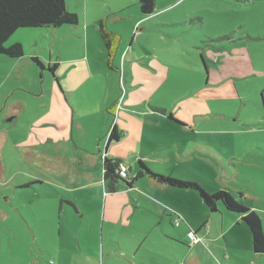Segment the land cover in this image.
<instances>
[{
	"label": "crops",
	"instance_id": "1",
	"mask_svg": "<svg viewBox=\"0 0 264 264\" xmlns=\"http://www.w3.org/2000/svg\"><path fill=\"white\" fill-rule=\"evenodd\" d=\"M105 1L109 8L108 18L103 16L104 14H99L98 11L90 10L89 6L92 2L85 0L79 12H74L67 7L68 10L77 14L76 24H64L48 29L38 28L39 32L52 30L56 33L60 28L65 27L69 28L71 33L83 32L87 46L85 55L82 57H71L70 54L65 56L64 49L67 45L60 33L54 35V41L60 46L53 45L57 49L50 44L47 46L48 68L55 64L54 72L51 73L53 82L56 84L55 91L48 98L47 109L45 108L41 118L34 123L32 131L27 132V137L20 142V146L28 150L34 145H39L42 152L51 155L55 153L54 156L61 161L51 172L53 175L44 173L35 177L39 180L35 181L40 185L38 190L47 186V189L53 192L45 196L36 194L35 200L38 204L36 208H29L31 217L27 218V222L31 227L40 226L43 223L49 226L54 223L56 237L60 239L56 248L58 253H67L69 248H73L74 252L76 248L78 252L85 250L81 243L80 230L81 226H87L90 241L88 240L86 249L94 258H103L105 253L111 264H152V258L144 261L135 260L136 256L128 252L126 242L128 240L133 245L141 247L147 245L150 253H156L155 246H159L161 247L159 251L165 253L170 242L166 243L162 236L158 235V230H154L153 227L159 225L162 233L170 236L169 224L173 223L170 209L165 207V205L169 206V194L166 191H159L158 188L168 190L178 188L166 187L146 176H140L130 186L118 180L114 190L110 191L103 178V158L120 159L127 168L130 179L134 177L139 160L143 161L151 171L169 175L164 170H158L156 164L167 165L176 161V156L170 153V149L175 148V143L178 147L184 138L170 137L174 133L193 141V149L197 153L195 155L200 157V149L206 148V137L203 135L210 131L201 126V123L208 118V99L214 100L213 103L218 99H237L238 106L240 92L236 87L237 80L248 78L250 75H259L254 63H258L259 56H252L248 45L246 48L244 44H239L236 38H232L231 43L224 48L230 53V58L226 60L217 58L218 49L223 50V45L216 48L215 46L204 47L202 52L191 54L187 60L184 55L175 56L169 60L161 51L162 48L158 46L159 43L152 45L149 42L151 35L149 27L153 24L145 23L144 26V20L140 19H145L146 16L151 17V15L140 12L138 0ZM177 1L157 0L154 13L162 11ZM166 17L170 18V13ZM101 18L104 19L109 30L120 36L110 65L98 32V22ZM189 20L186 23L190 22ZM155 24V29L170 25ZM118 27L131 33L128 39L124 38ZM62 33H66V30L64 29ZM89 36H97V46L104 54L102 57L103 54L99 53L103 66L92 57L93 50L87 42ZM161 39L167 40L165 37ZM249 42L248 40V44ZM252 47L257 46L254 43ZM55 50L62 57H59L57 53L52 54ZM213 58L219 62L215 63ZM61 60L65 61L66 66L61 65ZM187 63L192 66H187ZM223 65L232 66L227 69L230 74L223 75ZM205 66L210 67L207 70V76ZM105 69L114 72L115 79H111ZM187 69L196 75L190 78V81L194 82L193 85L188 82L182 89L190 88L188 92L193 98L185 99L184 106H180L184 113L179 115L170 110V93L165 99L164 92L165 88H170V76L175 71ZM181 77L185 79L184 76ZM203 80H205L204 83ZM222 85H224L223 91L217 90ZM197 90L199 91L196 92ZM77 91L81 94L73 95ZM193 91L196 94H193ZM186 93H182L177 99L173 98V101L182 99ZM21 107L22 104L20 109ZM170 112L182 124L171 120L168 117ZM19 113L20 110L12 105L5 116L10 117V121L14 122ZM113 125L116 126L121 137L118 141L107 145L108 135ZM217 130L216 133L224 134L229 129ZM230 132H234V129ZM0 135L4 136L0 139L1 170L2 166H5L3 158L10 153V149L7 144L9 133L3 129L0 130ZM73 151L74 157L71 154ZM185 160L182 159V161ZM75 165L82 173L74 170ZM143 179H146L148 183L142 181ZM136 182L140 183L138 188H141L144 193L134 188ZM88 187L97 188V198H102L103 201L94 200L87 192ZM58 188L63 191H58ZM41 200H46L47 210L41 207ZM157 200L162 201V204H159ZM190 200L195 204L197 202L198 207L201 208L196 195H192ZM44 215L49 217L43 218ZM36 216L39 217L35 218ZM223 216L221 213L217 220L214 219L215 216H210L214 225L210 224L209 218L205 216L203 219L193 220L192 217L190 220L186 217L185 228L182 226L180 229L186 235L188 228H192L199 241L208 240L210 248L217 251L219 249L223 254L230 252L229 259L236 264V261H239L238 256L236 254L234 257L229 247L227 240L229 227ZM232 218L238 221V218L234 216ZM176 226L181 227L179 224ZM212 228L215 233L208 237ZM152 231L154 235L151 234ZM175 233L178 234V232ZM145 242L147 244H144ZM252 254L254 260L262 255L253 252ZM168 261V257L163 260L164 263L169 264Z\"/></svg>",
	"mask_w": 264,
	"mask_h": 264
},
{
	"label": "rangeland",
	"instance_id": "2",
	"mask_svg": "<svg viewBox=\"0 0 264 264\" xmlns=\"http://www.w3.org/2000/svg\"><path fill=\"white\" fill-rule=\"evenodd\" d=\"M89 1L92 2L89 6L90 10L98 11L99 14H104L103 16L108 18L109 8L105 0ZM84 2L85 0H65L66 8L69 7L74 12H79ZM169 13L170 18H167ZM191 18L194 21L186 23ZM140 20H144V26L145 23L153 24L149 27L151 30L149 42L152 45L159 43L158 46L162 48L161 51L169 60L179 55H184L187 60L191 54L202 52L204 47L209 48L213 44V40L209 38L218 35L225 37L216 40L218 44L214 47L223 45V50L218 49L217 58L219 60L230 58V53L224 48L231 43L232 38H236V41L244 44L246 48L248 45L252 56H259L258 63L254 62L259 75H250L248 78L237 80L236 87L240 92L238 106L237 99L216 100L214 102H217L216 105L213 103L214 100L208 99V118L201 123V126L210 131L204 133L205 136L203 135L206 137V148L205 150L200 149L201 156L195 155L197 153L193 149V141L174 133L170 137L184 138L178 147L175 143V148L170 149V153L176 156V161L167 165L156 164V166L158 170H164L169 173L168 176L173 178L197 182L210 194L219 189L228 190L239 202L256 210L261 217L264 229V0H178L162 11L151 14V17L146 16L145 19ZM155 23L170 25L155 29ZM64 29L66 33H62ZM64 29L60 28L54 33L52 30L39 32V29L35 28H20L5 41L4 46L20 42L23 55L17 60L0 55V130L5 129L9 133L7 144L10 149V153L3 158L5 166H2L0 170V176L2 175V180H0V264H111L105 253L103 258H94L87 251V242L90 241L87 226H81L80 230L81 243L85 250L78 252L76 248L74 252L73 248H69L67 253H58L56 248L60 239L56 237L54 223L49 226L43 223L40 226L31 227L27 222V218L31 217L29 208H36L38 204L35 200L36 194L45 196L53 192L47 189V186L38 190L40 185L35 181L39 180L35 177L44 173L53 175L51 172L61 161L57 160L55 153L51 155L42 152L39 145H34L28 150L20 146V142L26 139L27 132L32 131L34 123L41 118L45 108L47 109L48 98L55 91L56 84L53 82L46 62L47 46L49 44L60 46L54 41V35L59 33L63 35V41L67 45L64 49L65 56L70 54L71 57H82L85 55L87 46L86 37L82 31L81 34H76L71 33L69 28ZM117 29H121L120 32L125 39L131 35L129 31L121 27ZM161 37L167 40L163 41ZM87 42L93 50L92 57L103 66L99 56V53L103 54V51L97 46V36H89ZM254 43L257 47H252ZM55 51H52V54L57 53L59 57H62L58 51ZM30 55L37 57L42 67H38L30 59L33 58ZM219 60L215 59L214 62L218 63ZM61 61V65L66 66L65 61ZM187 66L192 65L187 63ZM231 67L223 65V75L230 74L227 69ZM105 71L111 79H115L114 72L106 69ZM195 75L189 69L175 71L170 76V88H165V99L170 93V110L179 115L184 113L180 106H184L185 99L193 98L188 92L190 88H182L188 82L193 85L194 82L190 81V78ZM223 86L217 90L224 89ZM193 92L196 94L195 91ZM182 93H186L182 99L173 101V98L177 99ZM76 94L81 93L78 91L73 93V95ZM12 105L20 110L14 122L10 121V117L5 116ZM214 106L217 107L214 108ZM217 129L229 130L224 134H219L215 132ZM231 129H234V132H230ZM2 138L4 136L0 135V139ZM71 154L74 157V151ZM182 159L186 160L182 161ZM74 170L82 173L77 165ZM62 178L65 179V177ZM142 181L148 183L146 179ZM139 184L136 182L134 188L144 193L141 188H138ZM87 189L94 200L103 201L102 198H97V188L88 187ZM158 189L169 194V206L165 205V207L170 209L173 224H169L170 236L163 234L159 225L154 226L153 229L158 230V235L170 244L165 253L159 251L161 248L159 246H155L156 253H150L147 245L141 247L127 240V250L136 256L135 260L144 261L152 258V264H167L163 260L168 257L169 264H235L229 259L230 252L223 254L219 249L217 251L210 248L208 240L191 244L187 232L196 233L195 230L188 228L185 235L180 229L182 226L185 228L186 217L189 220L192 217L193 220L203 219L205 216L209 218L210 224L214 225L210 216H215L214 219L217 220L220 218V212L210 215L211 213L208 212L196 191ZM57 190L63 191L59 188ZM192 195H196L199 199L201 208L198 207L197 202L195 204L190 200ZM157 202L162 204L160 200ZM40 205L48 209L46 200H41ZM222 213L229 227L227 234L229 247L234 257L236 254L238 256L239 261H236V264H264V253L257 260L252 257L251 236L247 226L232 218L233 214L226 211ZM42 217L47 218L49 215ZM176 220L181 227L176 226L178 225L175 223ZM203 228L205 232V227ZM214 233V228H212L208 237ZM151 234L154 235V231ZM74 240L77 241L75 238Z\"/></svg>",
	"mask_w": 264,
	"mask_h": 264
},
{
	"label": "trees",
	"instance_id": "3",
	"mask_svg": "<svg viewBox=\"0 0 264 264\" xmlns=\"http://www.w3.org/2000/svg\"><path fill=\"white\" fill-rule=\"evenodd\" d=\"M156 1L157 0H138L140 12L144 15H151L154 13ZM189 21L193 22L194 20L191 18ZM77 22V14L66 8L65 0H0V55L9 59H16L23 55L22 44L20 42H15L7 47L4 46L5 41L20 28L48 29L64 24L73 25ZM98 32L106 50L107 62L110 65L115 48L120 41V36L106 27L103 18L98 22ZM222 38L225 37L222 35L215 37L211 36L209 40H213V44H211L210 47L217 45L218 43L216 44V40ZM252 39H254V37H252ZM31 59L38 67H42V63L37 57ZM54 67L55 64L48 68L52 74L54 72ZM205 67L207 76V70L210 67ZM204 81L205 80H203V83ZM168 117L182 124V122L174 118L171 112ZM120 137L121 134L117 131L116 126L113 125L108 135L107 145L118 141ZM122 165L125 167L118 158H103V178L104 181L107 182L110 191L114 190L118 180L122 181L126 186H130L134 180L140 176H146L157 184L166 187L196 191L208 212L222 213L226 211L229 214H233L234 217L239 218L238 222H243L250 233L252 252L257 255L264 252V229L261 217L255 209L235 199L228 190L219 189L210 194L195 181L182 180L153 172L141 160L137 162V170L134 177L130 179L126 167L127 176H121L120 168ZM239 195H242V193H239ZM175 223L178 224V220H176Z\"/></svg>",
	"mask_w": 264,
	"mask_h": 264
},
{
	"label": "built area",
	"instance_id": "4",
	"mask_svg": "<svg viewBox=\"0 0 264 264\" xmlns=\"http://www.w3.org/2000/svg\"><path fill=\"white\" fill-rule=\"evenodd\" d=\"M120 174L122 177H126V168L122 165L120 168ZM187 237L189 238L191 244H196L199 242V238L197 237V235L194 232H187Z\"/></svg>",
	"mask_w": 264,
	"mask_h": 264
}]
</instances>
